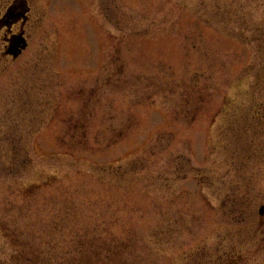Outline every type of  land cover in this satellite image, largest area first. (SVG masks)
I'll use <instances>...</instances> for the list:
<instances>
[{"label":"rangeland","instance_id":"rangeland-1","mask_svg":"<svg viewBox=\"0 0 264 264\" xmlns=\"http://www.w3.org/2000/svg\"><path fill=\"white\" fill-rule=\"evenodd\" d=\"M11 1L0 264H264V0Z\"/></svg>","mask_w":264,"mask_h":264},{"label":"flooded vegetation","instance_id":"flooded-vegetation-1","mask_svg":"<svg viewBox=\"0 0 264 264\" xmlns=\"http://www.w3.org/2000/svg\"><path fill=\"white\" fill-rule=\"evenodd\" d=\"M11 1V0H10ZM20 1V0H19ZM10 6L12 5V1L10 2L9 4ZM19 4L17 2V4L14 6V7H17ZM13 6V5H12ZM8 8V6L4 7V8H0V33L2 31H5V35H6V38H5V41L6 43L9 42L10 44V41L12 39H10L13 35V28L14 27H20V30L21 32L24 31V28H25V24H23L22 21H18L16 23H12L14 22L13 18H7L6 16V9ZM19 14H20V11H19ZM19 19H22L21 18H18L16 19L15 21L19 20ZM11 34V35H10Z\"/></svg>","mask_w":264,"mask_h":264},{"label":"water","instance_id":"water-1","mask_svg":"<svg viewBox=\"0 0 264 264\" xmlns=\"http://www.w3.org/2000/svg\"><path fill=\"white\" fill-rule=\"evenodd\" d=\"M19 46L21 47V50H18ZM26 46H27L26 42H24L21 39H17L14 41L13 45L11 46L9 53L13 54L14 57H17L21 53V51L26 48ZM263 213H264V207H262L260 210V214H263Z\"/></svg>","mask_w":264,"mask_h":264}]
</instances>
